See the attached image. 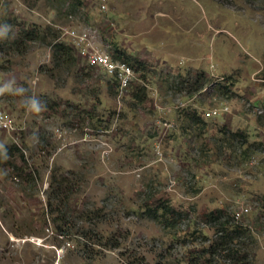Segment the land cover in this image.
<instances>
[{
    "label": "rangeland",
    "instance_id": "obj_1",
    "mask_svg": "<svg viewBox=\"0 0 264 264\" xmlns=\"http://www.w3.org/2000/svg\"><path fill=\"white\" fill-rule=\"evenodd\" d=\"M78 1L68 12L48 0H0V29L48 25L77 59L53 69L50 47L38 41L7 55L10 65L0 59V109L15 125L0 130V264H264V0H196L192 17L204 35L200 60L189 64L198 67L148 64L145 79L120 96L63 32L92 31L112 56L120 47L115 0H106V13L100 0ZM187 70L205 71L209 83L191 94L168 90L167 74ZM142 85L147 99L139 102ZM179 100L180 110L156 107ZM222 105V117L204 116ZM185 110L205 123L190 126ZM12 146L25 163L6 155ZM54 171L73 182L58 214L47 206L49 197L51 209L58 205ZM163 205L174 209L168 225Z\"/></svg>",
    "mask_w": 264,
    "mask_h": 264
},
{
    "label": "crops",
    "instance_id": "obj_2",
    "mask_svg": "<svg viewBox=\"0 0 264 264\" xmlns=\"http://www.w3.org/2000/svg\"><path fill=\"white\" fill-rule=\"evenodd\" d=\"M196 5V0H115V40L129 56L163 64L169 72L196 68L189 63L200 60L197 38L204 35L192 17Z\"/></svg>",
    "mask_w": 264,
    "mask_h": 264
},
{
    "label": "trees",
    "instance_id": "obj_3",
    "mask_svg": "<svg viewBox=\"0 0 264 264\" xmlns=\"http://www.w3.org/2000/svg\"><path fill=\"white\" fill-rule=\"evenodd\" d=\"M23 4L29 3L31 0H20ZM48 4L53 10L59 9V7L68 5V12H71V9L75 8L74 6L80 5L78 0H48ZM71 15V13H68ZM41 42L45 45H48L51 50V62L54 69L57 68H73L77 65V59L73 55L72 48L59 41V35L54 29L50 26H32L30 28H18L17 31L13 34L10 32L6 26L0 29V59L2 63L10 65L9 59H4L7 55H24L28 49L30 42ZM3 56L1 57V55ZM114 60H119L130 65L136 73H138V79L142 81L145 79V75L150 73L148 64L139 61L136 58L129 56L122 48L114 47L113 54L111 56ZM1 67V66H0ZM8 68V65L5 69ZM4 70V69H2ZM112 79L117 84V81L113 75H110ZM209 83V75L205 71H195L192 75L191 70H187L185 74L178 73L177 75L167 74L165 84L168 87V90H173L175 92H186L191 94L193 92L201 91ZM133 84V83H132ZM134 98L139 102H144L147 99L146 87L142 85L134 93ZM182 120L189 122L190 126L200 127L205 123L199 115H197L195 110H185L181 115ZM234 137H243L244 134L241 131L233 132ZM16 152L20 160L25 163L23 154L16 149L14 146L8 147L6 155L11 157L16 155ZM5 156V154H0ZM21 171V173H23ZM33 172V171H32ZM73 182L66 177L64 174L60 175L54 171V179L50 182V188L53 189L52 197L55 201H58L57 207L53 210L51 204V197H49L47 206L50 209L51 214H58L60 210L67 206L68 199L70 195L73 194L72 190ZM160 219L165 225L169 224L171 220V214L174 212V209L170 206H161ZM57 218V219H56ZM54 220L63 219L56 216Z\"/></svg>",
    "mask_w": 264,
    "mask_h": 264
},
{
    "label": "built area",
    "instance_id": "obj_4",
    "mask_svg": "<svg viewBox=\"0 0 264 264\" xmlns=\"http://www.w3.org/2000/svg\"><path fill=\"white\" fill-rule=\"evenodd\" d=\"M99 11L106 13L109 10V6L106 0H100L98 4ZM70 40L72 41V47L76 49L77 54L82 58L86 59L90 65L97 66L104 70L106 73L113 75L117 81L118 95H122L129 87L137 81V73L135 70L125 62L114 60L111 55L100 51L95 45V33L92 31H84L77 33L74 29L65 28L63 31ZM210 70L213 72L214 66L210 64ZM211 77H216L211 73ZM222 79V78H217ZM186 103L179 100L176 103L166 106L156 105V107L163 113H170L175 110L183 109ZM229 108L227 105L221 107H214L204 112L206 118H214L223 116L228 113ZM160 125L165 129H173L177 126L175 121H161ZM0 130L2 131H13L15 125L10 116L0 109ZM62 134L58 133V137ZM154 152L156 155H161L160 143L156 142ZM246 210V209H245Z\"/></svg>",
    "mask_w": 264,
    "mask_h": 264
},
{
    "label": "clouds",
    "instance_id": "obj_5",
    "mask_svg": "<svg viewBox=\"0 0 264 264\" xmlns=\"http://www.w3.org/2000/svg\"><path fill=\"white\" fill-rule=\"evenodd\" d=\"M35 107V106H34ZM38 111V108L36 109Z\"/></svg>",
    "mask_w": 264,
    "mask_h": 264
}]
</instances>
